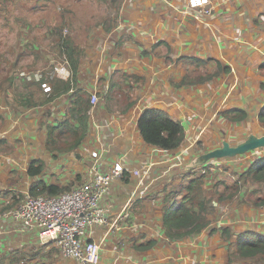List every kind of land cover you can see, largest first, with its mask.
<instances>
[{
  "label": "crops",
  "instance_id": "crops-1",
  "mask_svg": "<svg viewBox=\"0 0 264 264\" xmlns=\"http://www.w3.org/2000/svg\"><path fill=\"white\" fill-rule=\"evenodd\" d=\"M70 1L74 2L71 34L82 49L72 90L43 103L50 91L40 89L37 106L28 109L13 101L9 88L7 97L13 103H7L6 93L0 90V264H8L13 256L19 259L10 264H78L64 257L52 241L40 244L37 230L5 213L25 199L35 181L56 185L63 192L81 184L93 151L99 152L104 167L125 156L127 169L103 199V205L111 210L108 223L88 230L89 239L100 246L99 264H228V240L233 241L235 234L252 230L264 235V206L253 208L235 200L237 197L218 203L208 216V227L182 240L165 237L161 218L165 197L171 192L185 194L180 187L191 161L227 141L222 136L227 130L228 138L231 133L235 135L236 128L229 125L235 127L241 122L231 123L220 112L243 109L248 115L245 123L260 129L247 136L264 134L258 120L264 110V0H211L213 12L204 21L190 16L187 0H122L116 26L107 32L96 25L100 17L94 20L93 13L84 7V1L94 0ZM38 23L41 26L35 29L24 25L16 35L18 43L7 46V54H16V58L30 41L32 53L40 56L38 64L44 61V67L22 69H47L53 62L63 63L47 49L50 40L57 42L58 38L51 28H45L43 19ZM34 34L38 42L31 40ZM5 62L7 65L10 60ZM218 65L230 71L201 84L181 83L187 76L211 74ZM123 74L130 76L128 82L124 83ZM112 78L123 86V93L112 94L116 100L107 111L102 100ZM75 92L85 93L89 102L92 94L99 96L88 114L87 135L75 150L49 151L48 129L66 119ZM123 97L131 107L126 109L121 103ZM147 108L163 109L182 123L185 139L178 149L163 151L143 141L137 125ZM181 152L178 160L168 161ZM262 153L263 149L246 153V160L238 166L230 160L224 172L221 167L213 175L219 172L223 176L220 180L232 182V176L238 177ZM35 161L43 162L44 168L32 177L28 170ZM148 168L140 173L147 186L141 194L134 190L139 176L129 171ZM163 173V179L153 182ZM219 179L213 176L208 186L213 189ZM208 186L205 188L210 195ZM15 196L21 202L3 209ZM175 198L179 200L180 194ZM225 202L226 210L222 206ZM128 203L125 219L115 220ZM224 228L229 229L228 235L223 233Z\"/></svg>",
  "mask_w": 264,
  "mask_h": 264
},
{
  "label": "trees",
  "instance_id": "trees-1",
  "mask_svg": "<svg viewBox=\"0 0 264 264\" xmlns=\"http://www.w3.org/2000/svg\"><path fill=\"white\" fill-rule=\"evenodd\" d=\"M121 1L94 0L97 7H103L102 10L97 9L101 14L99 16L100 20L96 25H101L106 32L114 28ZM53 3L54 0H0V90L2 94L6 93L5 99L9 104L13 103L10 102V97L12 96L14 102L19 101V105L27 109L37 106L39 102L36 98V93L42 89L40 84L18 80L22 83L20 84L16 81L18 79L16 76L18 70H21L23 67H38L39 54L32 53L30 41L24 46L26 50H23L16 58H13L16 54H12L11 56L7 54V46L12 40L14 44L18 43L16 35L24 25H30L35 29V27L41 26L38 23L41 19L45 21V28H51L52 35L58 38L57 42L49 39L50 43L47 44L49 53L53 54L56 58L65 60L71 69L70 80H53L50 82V92L43 103L51 101L58 94L71 91L73 88L72 84L76 82L82 49L79 45H76L74 37L71 34L74 29L70 16L73 13L74 2L70 1L61 4L64 13L60 15L56 10L52 13L45 12V9H49ZM18 8L20 14H18ZM40 9H42V12L40 11L42 15L36 22L30 21L29 16ZM48 19L49 23H46ZM45 28L43 31L46 30ZM65 29L66 33L64 34ZM34 33L37 34L36 31ZM36 34L31 38L33 42H38L37 38L39 37ZM8 60H10V63L6 65L5 61ZM26 60L28 62H25ZM39 66L44 67V61ZM222 71L228 72L230 70L227 67L222 68L218 65L217 70L211 74H205L199 79L187 76L183 78L181 83L201 84L218 76ZM123 77L124 83L128 82L130 76L123 74ZM114 87L119 88L114 90ZM125 87L130 88L126 85ZM7 88L12 91L9 94L10 97H7ZM118 93H123V86H120L112 78L106 95L102 100L106 104L107 111L111 110L110 103L116 100L112 94ZM25 95L27 100H24ZM122 99L123 102L121 103L125 104L126 109L131 107L132 103H127V97H123ZM90 107L89 97H86L83 92H75V100L68 110L66 119L58 122L56 127H49L46 149L58 152L77 149L87 135ZM220 115L231 123H240L248 116L247 112L240 108L227 109L220 112ZM258 120L264 127V110L258 114ZM137 126L143 141L147 145L164 151L178 149L185 139V130L182 123L174 119L163 109H145L138 119ZM68 140L70 143H67ZM12 150L13 148L9 147V151ZM36 164L37 166L35 167ZM205 164L199 158L193 159L187 166L191 172L185 177V179H191L180 187L181 191L186 190L185 194L171 192L165 197V206L161 220L164 235L168 240H182L200 234L208 227L210 223L208 216L213 214L216 205L233 199L240 194L243 198L245 196L248 199L251 207L261 208L264 206V153L261 157L253 160L232 182H225L224 180L216 182L212 187L214 192L210 195H207L203 175H199L197 170H191L198 166L205 167ZM43 168V162L35 161L30 166L28 173L30 176L35 177L40 174ZM62 192L63 189L61 187L47 185L42 181H35L29 189L31 196L42 194L55 196ZM178 194H180L179 200L175 198ZM20 202L21 198L15 196L13 201L4 206L3 209L14 207ZM223 233L228 235L229 229L224 228ZM150 246L151 244L144 249ZM17 259H19L18 256L11 257L8 264ZM227 259L228 264H245L247 262L251 264H264V235L252 230L235 234L233 241L227 246Z\"/></svg>",
  "mask_w": 264,
  "mask_h": 264
},
{
  "label": "built area",
  "instance_id": "built-area-1",
  "mask_svg": "<svg viewBox=\"0 0 264 264\" xmlns=\"http://www.w3.org/2000/svg\"><path fill=\"white\" fill-rule=\"evenodd\" d=\"M187 11L196 21H204L209 18L213 12L211 0H187ZM16 76L24 82H35L40 84L44 92L50 91V82L58 79L68 81L71 78V69L67 62L56 64L53 62L47 69H21ZM99 101V96L92 94L90 97V110ZM89 110V111H90ZM89 114V112H88ZM157 149V148H156ZM161 150V149H159ZM164 151V150H163ZM91 161L86 170V179L78 186L69 191L55 196L46 194L31 196L26 194L25 199L14 209L5 213L13 218L19 219L23 225L33 228L39 232L40 244L52 241L61 254L66 258L75 260L78 264H99L100 246L88 237V230L95 225H106L108 216L111 213L110 206L103 205V199L107 195L113 182L123 179L124 172L127 171L124 166V157H120L119 162L108 164L106 167L100 162V154L93 151L90 154ZM182 156L175 155L177 159ZM227 164L229 159L219 160V164ZM216 163V164H218ZM224 164V165H225ZM205 167H196L203 176L212 173V162L205 164ZM149 168L142 170H130L129 173L138 177L135 191H143L147 188L144 182V174ZM189 172H191L189 170ZM165 173L155 176L153 182L163 179ZM236 177L233 178L235 180ZM148 185H151L149 183ZM142 189V190H140ZM135 193L131 196L133 197ZM129 203L119 213L115 220H124L128 215Z\"/></svg>",
  "mask_w": 264,
  "mask_h": 264
},
{
  "label": "rangeland",
  "instance_id": "rangeland-1",
  "mask_svg": "<svg viewBox=\"0 0 264 264\" xmlns=\"http://www.w3.org/2000/svg\"><path fill=\"white\" fill-rule=\"evenodd\" d=\"M65 2H67V0H54V3L51 5V7L49 9H45V12H49V13H52L54 12V10H56L58 12V14H63V6L61 4H64ZM83 4L85 5V9H89V11L91 13H93L92 15L94 16V20H98L99 19V16L101 13L98 12V10H102L103 7H97L96 6V3L93 1V3H90V2H83ZM98 9V10H97ZM40 11L42 12V9L40 10H37L36 12H33L29 17L30 19L34 20V19H38L42 13H40ZM18 14H20V11H19V8H18ZM13 42V40L11 41ZM14 43V42H13ZM53 60V59H52ZM57 62V61H56ZM46 67H48L46 65ZM188 77H192L194 79H199V78H202L203 75H200V74H196V75H193V76H188ZM245 121H242L240 125L238 126H232V125H229L231 126V128H236L235 129V135H232L233 133L230 134V137L228 138L227 135L225 134H228L230 131H226L222 136L223 139H227V141L231 142L233 145H237L240 141H242L248 133H250V131L254 132V133H258L260 131V129L258 127H255V126H252V125L249 123V124H246ZM225 130V128L223 129V131ZM221 136V137H222ZM184 142V141H183ZM183 144V143H182ZM182 153V152H181ZM263 154V153H262ZM245 154H242L241 156H236L234 158H231L229 160H234V163L237 164L236 166L240 165V163H242L243 160H246L245 156H243ZM260 155V154H258ZM212 162V173H209L207 176H203V179H204V185L205 186H208L211 182H208V180H211L212 177L214 176L215 179H219V177H223L220 175L219 172L215 173L213 175V172H216V170L218 171L220 169V167H222V171L224 172L226 169L225 167V163L224 162H220V163H224V164H219V160H214V159H211V160H208L207 161V167L209 166L208 164H210ZM218 163V164H216ZM245 163V162H244ZM227 166V165H226ZM199 175H201L200 173H198ZM197 174V175H198ZM198 175V176H199ZM195 177V175H193ZM227 176V174L225 175V177ZM235 176H232V178H234ZM191 179V178H188V179H185V181L183 182V184H186V182ZM220 180V179H219ZM218 180V181H219ZM226 181V179L224 180ZM208 190V194H212L214 192L213 189H211L209 186L207 187ZM211 189V190H210ZM242 199H244V201H242ZM235 200H239L240 202H242L243 204H247L249 205V201L248 199H246V197L244 196H241L238 195L237 198ZM222 206H225V210H226V207H227V203L225 202ZM250 206V205H249ZM251 207V206H250ZM219 215V214H218ZM235 237V235H234ZM231 242V240H228V244Z\"/></svg>",
  "mask_w": 264,
  "mask_h": 264
},
{
  "label": "water",
  "instance_id": "water-1",
  "mask_svg": "<svg viewBox=\"0 0 264 264\" xmlns=\"http://www.w3.org/2000/svg\"><path fill=\"white\" fill-rule=\"evenodd\" d=\"M260 149L264 150V134H249L242 142L234 146L228 141L223 140L220 147L216 148L214 151L204 153L199 157V160L206 162L211 159H231Z\"/></svg>",
  "mask_w": 264,
  "mask_h": 264
}]
</instances>
